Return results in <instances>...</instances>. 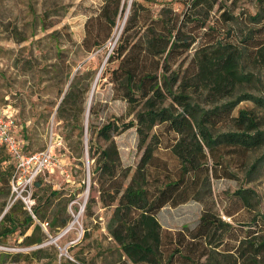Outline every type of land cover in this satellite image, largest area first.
<instances>
[{"label":"trees","instance_id":"trees-1","mask_svg":"<svg viewBox=\"0 0 264 264\" xmlns=\"http://www.w3.org/2000/svg\"><path fill=\"white\" fill-rule=\"evenodd\" d=\"M238 1L181 0L187 6L181 20L168 4L152 16L150 8L132 3L123 33L107 59L117 62L110 77L112 90L128 104L132 118L128 122L112 118L100 128L89 124L84 132V140L86 131L90 133L89 157L95 164L91 176L97 177L100 203L112 209L106 231L117 246L119 264H264V213L258 210L237 228L222 219L211 192V180L234 177L231 162L244 167L251 153L264 149V0H245L254 8V14L242 9L252 24L250 29L233 27L232 22L238 26L240 16L235 18L230 8ZM102 2L98 16L85 24L82 46L87 52L105 44L125 12L122 0ZM214 10L219 15L210 24ZM137 26L144 31L133 42L129 33ZM191 49L194 54L183 68ZM92 75L78 72L67 90L60 91L59 120L78 124ZM243 102L252 103L253 108H240L234 115ZM89 111L95 115L94 107ZM76 128L81 138L83 128ZM132 128L141 156L130 173L121 166L113 138ZM15 131L25 155L39 153L26 152L28 137L20 135L16 114ZM162 146L175 165L158 155ZM259 169L264 170V156L249 165L247 175ZM13 172L14 164L0 147V212L4 213L0 245L16 233L19 246L42 245L69 222L64 208L50 211L51 196L61 193L50 192L45 198L42 175L38 176L32 188L41 190L43 196L36 201L37 194L32 192L34 205L28 212L20 200H12ZM234 195L247 210L254 206L252 198L257 199L255 207L260 203L251 190ZM93 201L87 202V211ZM189 201L203 205L196 226L175 233L164 231L157 218L160 210ZM223 213L233 218L228 210ZM58 254L54 246L25 254L4 253L0 264H87L77 255L74 263Z\"/></svg>","mask_w":264,"mask_h":264},{"label":"rangeland","instance_id":"rangeland-1","mask_svg":"<svg viewBox=\"0 0 264 264\" xmlns=\"http://www.w3.org/2000/svg\"><path fill=\"white\" fill-rule=\"evenodd\" d=\"M180 1L122 0L125 12L117 18L108 40L101 48L87 52L82 46L85 24L89 19L98 16L102 0H0V108L10 106L15 110L20 135L28 137L26 152H41L49 147L50 142L53 144L59 167L50 173L45 172L39 179L43 181V192H47L45 198L50 192L61 193L59 197L51 196L50 211L59 206L64 208V214L69 218L67 225L54 236L48 237L42 245L19 246L20 240L16 233L5 241V245H0V254H25L38 248L54 246L59 257L74 263L77 262V255L87 264H119L121 257L117 246L106 231L112 209L103 208L100 203L99 193L96 191L97 177L93 180L91 176L95 164L89 157L90 133L86 131L84 140V132L89 124L100 128L112 118H122L124 122L132 118L128 115V104L118 99L112 90L110 77L117 62H107L123 33L132 3L137 2L150 8L152 16L168 4L181 20L187 6ZM244 8L254 14L251 2L241 0L231 6L232 15L235 18L240 16L238 26L232 22L233 27H252L247 13H242ZM218 15L216 10L211 12L209 23L212 24ZM143 31L144 28L135 27L129 33L132 41L135 42ZM193 54L194 49L186 54L183 68L190 63ZM86 71H90L94 79L90 82L85 97V112L78 116L77 125L83 128L80 138V131L72 119L69 124L58 119L57 107L63 97V94L60 96V91L67 90L75 74ZM93 84L95 88L90 109L94 107L95 115L91 116L90 111L86 115V110L89 108L87 100ZM243 107L251 109L253 104L243 102L233 114ZM113 139L121 166L132 173L141 156L137 149L135 128L124 131ZM158 155L167 159L170 166L173 163L175 165L163 146ZM262 156L264 149L251 153L248 164L244 167L240 163L231 162L230 170L234 177L211 180V192L217 211L223 220L234 222L237 228H240L238 223L249 222L258 210L264 213V170L252 171L247 175L249 165ZM91 186L94 189L90 192ZM238 190L254 192L260 198L259 205L255 207L257 199L252 198V209L243 208L238 197L234 195ZM33 191L37 194L36 201L43 196L41 190L33 187ZM91 198L94 201L87 211L86 204ZM1 202L0 200V211ZM6 209L8 206L3 211ZM225 209L233 218L225 216ZM202 211L201 203L189 201L176 208L164 207L157 218L164 231L175 233L183 228L193 229ZM3 215L0 212V219ZM68 227L69 231L59 238ZM43 229L47 233L46 227ZM56 264L60 263L57 261Z\"/></svg>","mask_w":264,"mask_h":264},{"label":"built area","instance_id":"built-area-1","mask_svg":"<svg viewBox=\"0 0 264 264\" xmlns=\"http://www.w3.org/2000/svg\"><path fill=\"white\" fill-rule=\"evenodd\" d=\"M15 114L11 107L0 109V147H4L11 162L14 164V172L10 181V191L13 201L20 200L31 212L34 205L32 199V186L34 180L45 172H52L59 167V160L53 152V144L50 142L46 150L32 155H25L22 149V141L15 137ZM69 229L62 233L65 235Z\"/></svg>","mask_w":264,"mask_h":264},{"label":"bare ground","instance_id":"bare-ground-1","mask_svg":"<svg viewBox=\"0 0 264 264\" xmlns=\"http://www.w3.org/2000/svg\"><path fill=\"white\" fill-rule=\"evenodd\" d=\"M94 88H95V84H93V86L91 88V91H90V94L88 96V100H87V106L89 105V108L88 109H90V105H91V102H92Z\"/></svg>","mask_w":264,"mask_h":264},{"label":"water","instance_id":"water-1","mask_svg":"<svg viewBox=\"0 0 264 264\" xmlns=\"http://www.w3.org/2000/svg\"><path fill=\"white\" fill-rule=\"evenodd\" d=\"M88 112H89V109L87 110L86 115H88ZM68 229H69V227L66 228V229L63 231V233L66 232Z\"/></svg>","mask_w":264,"mask_h":264},{"label":"crops","instance_id":"crops-1","mask_svg":"<svg viewBox=\"0 0 264 264\" xmlns=\"http://www.w3.org/2000/svg\"><path fill=\"white\" fill-rule=\"evenodd\" d=\"M8 107V106H7ZM10 107V106H9ZM1 109V108H0ZM50 173V172H49Z\"/></svg>","mask_w":264,"mask_h":264}]
</instances>
